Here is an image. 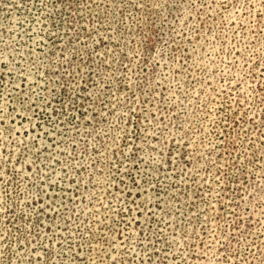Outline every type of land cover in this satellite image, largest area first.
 I'll list each match as a JSON object with an SVG mask.
<instances>
[{
  "label": "rangeland",
  "instance_id": "1",
  "mask_svg": "<svg viewBox=\"0 0 264 264\" xmlns=\"http://www.w3.org/2000/svg\"><path fill=\"white\" fill-rule=\"evenodd\" d=\"M0 264H264V0H0Z\"/></svg>",
  "mask_w": 264,
  "mask_h": 264
}]
</instances>
